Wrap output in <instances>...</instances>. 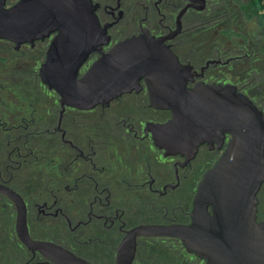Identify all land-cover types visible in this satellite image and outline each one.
Instances as JSON below:
<instances>
[{"label": "flooded vegetation", "instance_id": "flooded-vegetation-1", "mask_svg": "<svg viewBox=\"0 0 264 264\" xmlns=\"http://www.w3.org/2000/svg\"><path fill=\"white\" fill-rule=\"evenodd\" d=\"M91 1L109 44L90 54L79 77L118 43L144 32L198 73L189 87L232 84L244 93L225 79L246 78L248 88L256 67L264 68V24L251 31L244 24L254 0ZM54 37L20 44L0 39V264H62L66 258L68 264H118L133 228L191 222L199 184L230 136L221 145L202 144L190 160L166 156L149 125L172 116L152 107L144 81L108 105L62 106L40 75ZM257 197L261 222L264 184ZM54 246L65 255L51 253ZM132 264L207 262L178 239L139 236Z\"/></svg>", "mask_w": 264, "mask_h": 264}, {"label": "water", "instance_id": "water-1", "mask_svg": "<svg viewBox=\"0 0 264 264\" xmlns=\"http://www.w3.org/2000/svg\"><path fill=\"white\" fill-rule=\"evenodd\" d=\"M95 10L91 0H18L12 6L0 0V39L20 44L55 34L40 75L62 106L108 105L144 81L152 107L172 116L149 125L155 146L166 156L190 160L202 144L221 145L230 136L199 184L191 222L133 228L121 244L118 264H132L139 236L178 239L207 264H264V221H257V195L264 184V112L235 85L189 87L198 73L147 32L118 43L79 77L90 54L109 44ZM50 252L65 255L55 246ZM66 260L71 261L61 263Z\"/></svg>", "mask_w": 264, "mask_h": 264}, {"label": "rangeland", "instance_id": "rangeland-1", "mask_svg": "<svg viewBox=\"0 0 264 264\" xmlns=\"http://www.w3.org/2000/svg\"><path fill=\"white\" fill-rule=\"evenodd\" d=\"M17 0H9L10 3L16 2ZM259 8V15L258 17H254L252 20H248L245 24V30L251 31V30H257L258 26H262L264 21V8L262 7L261 3L258 5ZM201 61L203 62V57L201 58ZM260 64H264V59L259 61ZM257 71L255 72V79L251 81V85L247 88H245V82L244 80L246 78H243L244 80H240L235 75H232L228 77L226 80L227 83H234L240 86V88L243 90L245 94H247L252 101L264 112V68L262 66L256 67ZM247 80V79H246ZM167 247H171V245H168ZM181 253H186L181 252ZM180 256V254L178 255ZM185 259H188L189 256L184 255Z\"/></svg>", "mask_w": 264, "mask_h": 264}, {"label": "trees", "instance_id": "trees-1", "mask_svg": "<svg viewBox=\"0 0 264 264\" xmlns=\"http://www.w3.org/2000/svg\"><path fill=\"white\" fill-rule=\"evenodd\" d=\"M261 3L262 7L264 8V0H254L252 3L248 4L247 8L246 9V18L248 20H252L254 19V17H256L257 15V8H258V4ZM259 9V8H258ZM263 24H264V21H263ZM263 38H264V31H263ZM262 53L264 54V44L262 46Z\"/></svg>", "mask_w": 264, "mask_h": 264}]
</instances>
